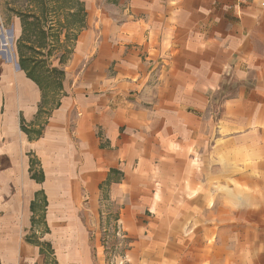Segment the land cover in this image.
I'll return each instance as SVG.
<instances>
[{
    "label": "crops",
    "instance_id": "1",
    "mask_svg": "<svg viewBox=\"0 0 264 264\" xmlns=\"http://www.w3.org/2000/svg\"><path fill=\"white\" fill-rule=\"evenodd\" d=\"M74 1L55 104L0 58L1 199L27 207L2 264H45L22 238L39 192L55 264H105L79 192L116 207L124 264H264V0Z\"/></svg>",
    "mask_w": 264,
    "mask_h": 264
},
{
    "label": "rangeland",
    "instance_id": "2",
    "mask_svg": "<svg viewBox=\"0 0 264 264\" xmlns=\"http://www.w3.org/2000/svg\"><path fill=\"white\" fill-rule=\"evenodd\" d=\"M0 7V58L13 69L16 68L18 38L21 33L20 18L24 19L25 23H28L27 26L32 29L29 36L24 37L26 39L24 43L27 47L33 46V49L26 46H22L21 49L33 57L34 72L40 83L44 100H47L50 106L55 104L60 98L59 87L63 79L61 62L68 57L69 47L81 23L82 16L78 5L74 0H0ZM2 43L5 45H1ZM33 163L35 170L39 171V162L34 159ZM13 186L9 191L3 192L6 198L3 200L0 187V235L3 230L10 234L17 233L16 223L21 220L24 211H27V207L21 205V200L18 201V198H23L21 191H17L16 185ZM43 192L46 195L45 191ZM97 201L98 207L95 208L93 205L92 207L87 204L84 192H79L77 209L80 216L86 215L87 218L94 220L96 216L100 217L102 212V235L99 241L103 248L104 263L124 264L122 258L125 238L120 229L115 228L116 207L105 198H98ZM45 204L46 200L42 192L31 200L29 207V215L32 217L31 226L25 228L26 232L22 233V238L27 243H32L31 245L34 243L39 246L41 253H44L45 264H55L49 246L38 242L40 240L38 238L44 237L48 231L44 218L49 207ZM23 224H19V230ZM1 257L0 264H2Z\"/></svg>",
    "mask_w": 264,
    "mask_h": 264
},
{
    "label": "trees",
    "instance_id": "3",
    "mask_svg": "<svg viewBox=\"0 0 264 264\" xmlns=\"http://www.w3.org/2000/svg\"><path fill=\"white\" fill-rule=\"evenodd\" d=\"M22 21H25V20L23 19ZM26 24H28V23L26 22ZM31 30L32 29L29 28L28 32L31 31ZM25 33H26V28L23 26V34H25ZM22 38H24V35H22ZM22 38L18 42V44H19L18 51L21 54L20 59H19V65H20V67L27 69L29 76L31 78H33L39 85L40 83L38 81V78L37 77L34 78V76H35V72H34L35 68L33 67V57L31 55L27 54L26 52L25 53L22 52V49H21L22 46H26L22 42V40H23ZM26 48L33 49V46H28V47L26 46ZM39 87L41 88L40 85H39Z\"/></svg>",
    "mask_w": 264,
    "mask_h": 264
},
{
    "label": "bare ground",
    "instance_id": "4",
    "mask_svg": "<svg viewBox=\"0 0 264 264\" xmlns=\"http://www.w3.org/2000/svg\"><path fill=\"white\" fill-rule=\"evenodd\" d=\"M5 45V44H4Z\"/></svg>",
    "mask_w": 264,
    "mask_h": 264
}]
</instances>
